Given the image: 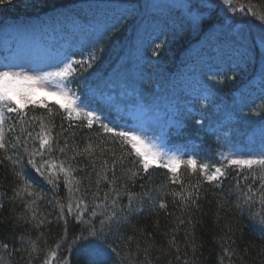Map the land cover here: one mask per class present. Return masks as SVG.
<instances>
[{
    "label": "snow or ice",
    "instance_id": "6c2138e0",
    "mask_svg": "<svg viewBox=\"0 0 264 264\" xmlns=\"http://www.w3.org/2000/svg\"><path fill=\"white\" fill-rule=\"evenodd\" d=\"M13 0H0V5L11 4ZM221 3L227 7V10L236 14L251 13L256 18V13L251 11V6L246 7L238 0H221ZM185 7H188L185 5ZM193 22H198L199 18L193 16ZM264 21V16L259 17ZM115 27V26H113ZM261 46L264 47V36L261 37ZM264 58V53L261 54ZM89 59L69 60L63 63V66L56 70L46 72L43 75H33L26 71H13L5 68L0 70V150L3 156H0V165L7 161L11 166V174L16 181L12 188V201L20 200L25 202L27 210L31 211V219H37L36 204L47 193L45 189L40 188L32 179L34 172L47 186V191L52 192L53 199L50 203H55L59 207V213L54 217V221L64 224V239L55 249L49 251L43 264H68L67 250L74 248L77 252L83 251L85 258L78 261V264H134V257L141 251L140 244H136V252L128 251L129 243L133 237L129 236L125 241L123 233L117 228L112 229L114 219H123L121 213L130 211H140L138 204L145 195V185L141 184V192L133 193L130 191L129 182L136 186V181L150 177L152 172L157 169L166 170L169 182L179 185V191H165L167 185H160V195H171L179 198L177 205L176 199L173 204L177 205L181 212H190L192 209L198 210L200 205L198 201L201 198V189L204 183L223 190L225 181L229 179L230 173L233 184L228 185V195L236 196V207L251 209L256 206L258 201L261 207H264V151L259 154H226L222 155L220 160L208 161L198 160L196 157L187 159L166 152L162 147L156 145L153 140L141 132L122 128L110 122H106L97 111L86 110L77 103L79 97L67 86L75 78L78 72L85 71L92 67V63L97 58L92 52L88 53ZM234 78V77H233ZM37 91H44L51 95L62 97L66 103L56 102L49 106L45 100H34L32 96ZM264 102V101H262ZM32 109L42 107L48 113L49 117L54 115L53 108L61 111L65 119L69 121V128L85 125L91 129L94 124H98L99 129L106 137H111V143L120 146V153L109 151L104 147L105 141L102 139L95 147L92 143H87L82 149L73 142L69 143L68 137L64 135L67 131L63 125H55L51 120H45L41 117H31L26 120L29 106ZM10 114H14L15 122L10 121ZM39 121L38 130L33 125V121ZM77 121V124H73ZM18 133L9 136L10 133ZM59 127V131L55 129ZM62 141V143H61ZM12 154L9 155L8 153ZM99 152V156L96 153ZM71 153V154H69ZM131 163V167L124 168L125 161ZM81 161H86L82 163ZM120 166L122 176L117 177V167ZM181 170L188 171L196 175L199 179L195 183L184 184L180 178ZM74 173H80L79 178ZM95 175L94 186L92 177ZM82 181H87L82 188ZM118 181H121L118 183ZM243 181V183H241ZM258 186L254 189L253 185ZM63 185L66 193L67 206L61 202L58 193ZM102 185L107 186V190ZM91 196V204L85 199L87 195ZM127 197L128 204L121 207V200ZM25 197H31L25 200ZM151 199V197H150ZM153 204L159 209L167 210V203L160 198L153 199ZM73 216L74 221L80 225L79 234L67 241L68 234V216ZM90 215L86 217V213ZM3 208V194H0V209ZM111 208V212L106 210ZM97 209H101L99 214ZM171 215V213H167ZM103 216V219L100 217ZM95 218V219H93ZM254 226L264 232V215L258 214ZM44 220H38L36 227L43 224ZM53 221H48L52 223ZM99 225V226H97ZM180 225H186L192 229L195 225L191 219L187 221L177 217V227L173 233L180 231ZM231 231V230H230ZM87 233V235H85ZM194 236L191 231L185 232V239ZM23 241V238H19ZM229 245L234 244L235 240L228 238ZM31 252L36 251V245L29 239ZM123 244V253L117 249ZM170 247L175 248L177 252L176 260L181 264H189L186 258H182L180 247L177 245L176 236L173 235L169 241ZM0 247L7 249V244L0 242ZM151 245L148 246L150 248ZM148 248L143 249L144 260L141 264H152ZM61 251L63 255H58ZM192 250L195 252V244H192ZM224 255H218V264H223L226 257L228 264H235V259H243L236 248L223 247ZM264 250V245H262ZM31 252L29 255L31 256ZM28 264H31L29 259ZM169 264H172L169 260Z\"/></svg>",
    "mask_w": 264,
    "mask_h": 264
},
{
    "label": "trees",
    "instance_id": "16d2710c",
    "mask_svg": "<svg viewBox=\"0 0 264 264\" xmlns=\"http://www.w3.org/2000/svg\"><path fill=\"white\" fill-rule=\"evenodd\" d=\"M80 1L84 0H13L11 4L0 5V21L6 18H24L39 15ZM125 1L135 2V5L141 4V0ZM186 1L196 3L198 8H201L199 11L203 14L195 26H186L182 29L185 32H181L182 30L177 31L158 48L157 56L160 58L167 74L177 68L183 52L191 43L199 40L209 29L220 28L224 24L225 13L228 11L227 7L221 3V0ZM238 2L244 4L246 7L251 6V11L256 13V18H253L251 13L240 14L237 12L233 15L234 20L235 18L248 19L253 29L264 30V26H262L264 25V21L259 19L260 16H264V0H238ZM200 3H206V5L201 7ZM252 22L256 24H252ZM134 28L136 27L133 26L132 31ZM121 37L122 33L109 37L107 43L104 45L105 50L101 58L99 57L98 62H105L106 67L108 69L111 68L110 70H112V67L117 62L119 64L123 53L128 51L131 36H128L127 40ZM255 40V37L249 39L252 42L251 47L254 46L256 48L254 50L257 53L252 72L253 75H257L259 67L263 65V68L259 71V76L264 77V58L261 56L262 52L258 49V45L254 44ZM123 66L128 68V74L131 77L130 61L125 60V65ZM111 76L115 81L117 76L114 73H111ZM123 89L126 90L127 86L124 85ZM55 104L50 103L49 106L51 107ZM29 109H32L31 105ZM26 111L28 112V115L25 117L26 120H29L31 117L43 116L45 120L51 119L57 126L62 124L67 129L64 135L68 137L69 143L75 142L80 149L86 146L87 143H92L93 147H95L103 139L106 149L115 151L117 155L120 153V146L111 143V137H106L97 125H93L91 129L85 125L69 128V121L64 118L62 110L57 111L56 108H53L54 115L52 117H49L47 111L42 107H35L32 110L26 109ZM258 116L264 122V108H262ZM9 119L15 122L14 114H10ZM32 123L36 127V130H38L39 121L36 120ZM72 123L75 125L78 122L73 121ZM18 128L19 126L16 133H10L9 136L17 134ZM55 131H59V127ZM8 154L11 155L12 153L9 152ZM96 155L99 156V152ZM0 156H3L2 150H0ZM81 162L86 163V161ZM131 166V163L126 160L123 167L126 169ZM74 175H77L79 178L81 174L74 173ZM116 175L117 177L122 176L120 166L117 167ZM235 175V172L230 173L229 179L225 181L223 190H218L216 187L204 183L201 189V198L198 201L200 205L199 209H192L186 213L181 212L177 206L179 203L178 197L174 198L171 195H160L158 197L161 184L167 185L165 191L180 190L179 185L169 182L166 170H154L150 177H145L143 180L138 179L136 186H132L129 182L130 191L133 193L141 192L142 190L139 185H145V195L143 200L138 204L140 211L121 213L123 219H114L112 223L113 231H116L118 228L123 233L125 241H127L129 236L133 237L129 243L128 251L135 253L136 244H140L141 251L139 254L128 259L133 260L134 264H141V261L144 260L143 249L151 245L148 251L152 264H169V260H171L172 264H181L180 261L176 260L177 252L175 248L169 245L171 237L175 235L182 258H186L189 264H218V255H224L222 248L229 246L236 248L239 255L243 258L242 260L235 259V264H264V250H262L264 232H261L258 227L254 226L256 223L255 219H250V216L258 219V214L264 215V207H261L258 201L256 206L251 209V213L247 208L241 209L236 207V196L234 194L231 196L227 194L228 185L233 184L232 176ZM180 178L185 185L189 182L195 183L199 179L198 176L192 175L185 170H181ZM32 179L36 185L45 189L47 193L42 199L37 201V219L35 220L31 219V211L26 209L24 201H12L10 199L13 195L12 188L16 181L11 174L10 164L6 161L5 164L0 165V194H3V208L0 209V242L9 246L7 249L0 247V264H28L29 259H31V264H43L49 251L55 249L56 245L60 244L62 239H64L63 221L59 223L54 221V217L59 213V207L54 202L50 203L53 199L52 192L47 191V186L42 183L34 172L32 173ZM94 181L95 175L92 177L93 186ZM120 182L118 181V183ZM86 183L87 181H82L81 187L83 188ZM102 186L107 190L106 185ZM257 186L258 182L256 185H253V188L255 189ZM58 196L61 202L67 206L68 201L65 198L66 193L63 185L59 189ZM156 198L163 199L167 203V210L159 209L153 204V199ZM30 199L32 198L25 197V200ZM85 199L91 204L90 194ZM174 199H176L177 205L173 204ZM127 204L128 200L125 196L121 200V207H126ZM90 211L91 207L89 208V212L85 214L86 217L90 215ZM101 211L104 210L97 209L98 214ZM106 211L110 213L111 208ZM65 212L69 220L66 239L70 243L79 234L81 227L74 221L71 214H67L66 207ZM167 213H171V215ZM177 217L186 221L191 219L195 228L192 229L186 225H180V231L173 233L172 230L177 227ZM100 218L103 219V216ZM38 220H44L45 222L36 227ZM48 221L53 222L48 223ZM186 231L193 232L194 236H189L186 240ZM229 237L235 240L234 244L229 245ZM19 238H23V241ZM29 239L36 245L35 252H31ZM192 244H195V252L192 250ZM117 251H120L121 254L123 253V244H121V248L117 249ZM30 252L31 256L29 255ZM57 254L63 255L64 253L58 250ZM84 258L85 254L83 251L77 252L74 248H68V264H78V261ZM52 264H55V260L52 261ZM223 264H228L226 257L223 260Z\"/></svg>",
    "mask_w": 264,
    "mask_h": 264
},
{
    "label": "rangeland",
    "instance_id": "374dc122",
    "mask_svg": "<svg viewBox=\"0 0 264 264\" xmlns=\"http://www.w3.org/2000/svg\"><path fill=\"white\" fill-rule=\"evenodd\" d=\"M187 5L188 7H185ZM206 3H200L201 7H204ZM146 11L153 9V11L159 15H155L150 19L149 29L146 33L145 41L152 39L154 35L161 36L163 33L171 28L172 25L179 31L185 28L186 26H195L196 23L193 22L192 17H202V12L199 11L198 5L196 3H191L186 0H147L144 4ZM75 8V9H74ZM69 8L63 10L60 13L56 14L54 17H44L42 19H32L28 22H19V23H9L5 26L2 31L0 38L2 42L0 47L3 50H7L6 55H0V70H5V68L11 69L13 71H26L30 72L33 75H43L46 72L54 71L57 67L63 66V63L68 62L69 60L76 59H89L88 51L83 49V45H91L96 43H102V38L111 31L113 21L109 22V19H103L102 21L94 22L89 19L87 21L77 20L75 18L76 10L87 11L89 15H94L95 13H100L99 17L104 13H110L111 11L119 13V16L122 17L123 12L129 7H125L123 4L118 2H96L89 1L86 3L80 4L78 7ZM155 8L161 9L155 11ZM180 11L183 22H180L176 18L175 11ZM231 18V13L226 11L225 13V22L222 24V28L226 27L237 37H240L242 40H248L249 38L260 35L255 29H253L248 19L244 18ZM183 23V24H182ZM185 24V26H184ZM61 27H64L65 30H60ZM255 31V35H254ZM181 32H185L182 30ZM77 37V41H73L74 35ZM144 33L140 32L138 38L143 37ZM261 39V36H259ZM148 45H144L142 39H138L136 46L138 49V54L141 53L143 49ZM226 46L227 45H222ZM264 51V47L262 49ZM159 51V50H158ZM192 50H190V55H192ZM237 54L236 52H233ZM247 54V52L245 51ZM157 59L148 58L154 62H158L157 53L154 54ZM140 57V56H139ZM95 62L92 63L94 65ZM199 64V65H198ZM137 66H143L142 68H149V64L146 59L138 60L136 63ZM210 65L211 69H205ZM216 65V66H215ZM215 66V68L213 67ZM218 63L208 62L207 57L203 56L198 60V63L195 68L199 74L207 73L211 75L216 71ZM223 70L219 68L218 71ZM196 71V74H190L189 72L185 74L180 73L175 75L172 78L171 84H175L176 92L174 93L173 103H177V100H180V104L185 106L186 110H190L196 116L192 118L191 126H195V122L200 123V117H205L207 114H202V112H197L193 109L191 105L188 104V101L181 99L177 96L181 91L182 95H188L189 97H194L197 99L211 98V106L214 108L219 107L217 102V94H213L214 90L209 86H200L201 78ZM225 72L219 75H223ZM87 76L84 72H81L79 76V81H83ZM194 78V81H191V78ZM88 78V77H87ZM72 92L79 97L77 101L78 104L83 106L86 110L97 111L98 114L104 119L105 115L101 113L97 108L92 105H87L86 98L83 93H79L76 89H73L72 85H67ZM202 88V89H201ZM262 89V88H260ZM89 95H97L99 97L98 91H88ZM32 99L40 101L45 100L51 102L54 100H63L62 97L51 95L44 91H37L33 94ZM64 101V100H63ZM242 103L244 99L241 100ZM241 105V103H240ZM206 105L203 103L202 107L199 109H206ZM155 119L156 114L152 115ZM192 116H189V118ZM131 119V120H130ZM154 121V120H153ZM118 125L122 128L134 129L147 137L151 138L153 142L162 147L166 152L170 154L179 155L185 159L189 157H196L198 160H205L209 157H220L226 154H259L264 151V130L261 128L254 129L250 131L244 138V140L233 141V144L221 143L215 146V149H205L197 150L193 149L189 145L184 144L180 141H173L168 136L164 128H161L162 125H166L167 121H161L160 119H155L154 124L147 126L149 123H144L136 117H131L129 119L117 120ZM114 122V123H117ZM155 123H158L159 126H156ZM163 123V124H162ZM189 123V122H187ZM168 125L171 126L172 122L168 121ZM159 127V128H157ZM200 136H204L205 133L199 131ZM207 135V134H206ZM188 143V142H185Z\"/></svg>",
    "mask_w": 264,
    "mask_h": 264
}]
</instances>
